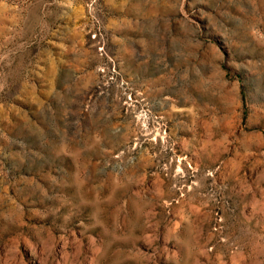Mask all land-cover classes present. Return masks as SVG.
<instances>
[{
  "label": "rangeland",
  "instance_id": "374dc122",
  "mask_svg": "<svg viewBox=\"0 0 264 264\" xmlns=\"http://www.w3.org/2000/svg\"><path fill=\"white\" fill-rule=\"evenodd\" d=\"M0 264H264V0H0Z\"/></svg>",
  "mask_w": 264,
  "mask_h": 264
}]
</instances>
